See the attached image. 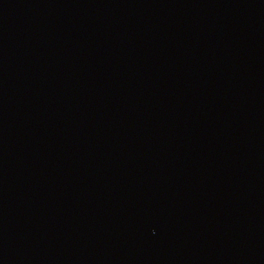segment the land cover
<instances>
[{
	"label": "water",
	"instance_id": "95a60500",
	"mask_svg": "<svg viewBox=\"0 0 264 264\" xmlns=\"http://www.w3.org/2000/svg\"><path fill=\"white\" fill-rule=\"evenodd\" d=\"M0 264H264V0H0Z\"/></svg>",
	"mask_w": 264,
	"mask_h": 264
}]
</instances>
